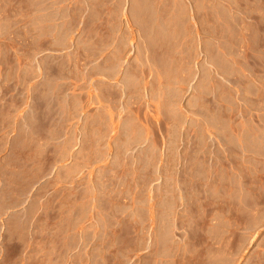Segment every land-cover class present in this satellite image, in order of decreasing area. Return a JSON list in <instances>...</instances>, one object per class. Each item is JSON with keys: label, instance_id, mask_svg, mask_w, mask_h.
Listing matches in <instances>:
<instances>
[{"label": "rangeland", "instance_id": "374dc122", "mask_svg": "<svg viewBox=\"0 0 264 264\" xmlns=\"http://www.w3.org/2000/svg\"><path fill=\"white\" fill-rule=\"evenodd\" d=\"M0 264H264V0H0Z\"/></svg>", "mask_w": 264, "mask_h": 264}, {"label": "crops", "instance_id": "0c3cea01", "mask_svg": "<svg viewBox=\"0 0 264 264\" xmlns=\"http://www.w3.org/2000/svg\"><path fill=\"white\" fill-rule=\"evenodd\" d=\"M260 226V225H259Z\"/></svg>", "mask_w": 264, "mask_h": 264}]
</instances>
